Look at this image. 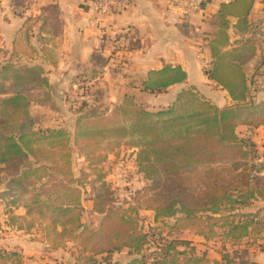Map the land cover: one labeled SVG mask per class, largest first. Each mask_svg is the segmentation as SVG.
I'll return each instance as SVG.
<instances>
[{
    "label": "trees",
    "instance_id": "1",
    "mask_svg": "<svg viewBox=\"0 0 264 264\" xmlns=\"http://www.w3.org/2000/svg\"><path fill=\"white\" fill-rule=\"evenodd\" d=\"M254 2L231 0L221 5L217 15L219 29L210 41L212 65L207 73L228 92L232 103L224 107L190 86L170 107L157 111L125 94L110 113L82 106L73 134L61 127L36 129L30 114L34 91L43 92L42 103L54 106L46 91L50 83L45 70L40 65L0 63V182L5 184L0 195L32 186L35 193L25 205L27 213L40 208L45 216L43 209L51 210L46 236L56 233L64 241H74L78 255L72 264H121L112 256L123 251L134 256L126 264H210L205 253H197L191 239L171 237V231L187 227H202L199 235L207 241L222 237L236 244L264 239V206L255 205L264 201V176L256 177L253 185L248 183L250 166L243 161H249L254 146L237 132L239 126H264V99L251 97L246 71L260 48L263 54L255 74L261 70L264 75V43L252 36L256 24L249 20ZM230 17L236 18L232 24ZM231 26L241 35L232 44L227 33ZM186 81L187 73L180 65L165 64L151 69L141 87L160 94ZM125 122L142 136L134 146L137 168L149 183L147 187L159 189V194L146 207L139 200L110 207L109 184L99 180L101 187L90 199L93 212L102 217L99 226L91 227L82 219L85 181L73 170L70 141L87 146L116 127L125 129ZM233 176L248 179L232 183ZM46 177L54 181L48 183ZM49 189L53 195L43 199ZM142 208L153 211V223L141 217ZM164 229L169 231L163 237ZM260 250L264 252V245ZM221 254L226 264H258L248 259L237 263L225 247ZM15 256L20 255L0 252L1 259Z\"/></svg>",
    "mask_w": 264,
    "mask_h": 264
},
{
    "label": "crops",
    "instance_id": "2",
    "mask_svg": "<svg viewBox=\"0 0 264 264\" xmlns=\"http://www.w3.org/2000/svg\"><path fill=\"white\" fill-rule=\"evenodd\" d=\"M126 1V7L101 15L83 0H0V59L23 66L40 65L45 70L50 83L46 91L55 107L42 103L43 92H34L39 96L37 105L51 114L66 108L67 97L83 91L77 86L80 77L86 80V93L92 95L87 100L96 105H103V100L117 104L126 93H133L149 109H160L170 106L190 86L219 107L232 103L228 92L204 71L212 60L210 41L219 29L218 12L231 0ZM229 19L231 24L236 20ZM249 20L256 24L252 36L264 43V0H255ZM227 33L231 44L241 36L233 26ZM115 36L131 44L124 52L113 49L110 58V41ZM262 54L259 48L246 66L253 98L254 94L264 96L260 90H264V77L254 76ZM95 57H103L104 63L99 64ZM165 64L180 65L187 81L172 85L166 93L141 90L149 71ZM95 71L98 76L93 75ZM67 111L73 127L77 115ZM19 247L24 245L19 242Z\"/></svg>",
    "mask_w": 264,
    "mask_h": 264
},
{
    "label": "rangeland",
    "instance_id": "3",
    "mask_svg": "<svg viewBox=\"0 0 264 264\" xmlns=\"http://www.w3.org/2000/svg\"><path fill=\"white\" fill-rule=\"evenodd\" d=\"M110 44L112 47L109 48L110 52L108 53V57L112 58V54L115 53L113 49H120L121 52H124L127 48H130L131 43L120 39L118 40L115 36L111 39ZM3 60H5V62L8 61L4 59V57ZM3 60L1 57L0 63H3ZM95 60L99 64L104 63L103 57H95ZM9 61L13 62L12 60ZM13 63L20 65L19 62L14 61ZM211 65L212 60L208 66L204 67V71L207 75ZM93 75L98 76V71H95V74ZM255 75L264 77L261 70L256 74L254 73V76ZM251 80L252 79L248 77V82H251ZM85 82L86 80L83 77L78 79L77 86L80 88L82 87L81 89L83 91H77L78 95L71 94L72 96L67 97L66 100L68 103L66 108H64V110L58 108L60 111H58L57 114H51L46 110H41V108L37 105L39 96H37L34 92L31 97L32 102L30 105V114L34 119L35 128L47 129L61 127L70 132L72 120H70L69 117L71 114L67 110L77 115L79 109H81L82 106L87 105V108L88 106H90L89 108L95 107L101 113H110L115 105L121 103H113V105H110L108 102L103 100V105L102 103L96 105L89 102L87 100V96H89V94L91 95V93L90 91L86 93L87 91L84 88L88 86ZM141 90H143L142 87ZM260 90L264 95V90ZM254 91L255 90L252 91L253 94ZM79 94L82 95V98H78L80 96ZM126 94L134 95L136 97L133 93ZM254 95L255 98L251 95L254 101H261L264 99V96L259 97L258 94ZM102 96L103 95L101 94V98H103ZM136 100L139 104L147 106L146 102L142 98L138 99L136 97ZM160 109L149 110L157 111ZM51 115H53V117H51ZM57 116L60 118L56 119ZM61 118L63 120H61ZM74 123L75 121L73 122V126ZM125 126V129H118V127L114 128L109 135L100 139L97 137L96 141L99 140L98 143H96V141L94 142V140L87 142V146L86 143H83L82 146L84 148L75 144L73 140L70 141L73 170L77 178L80 177L85 181V198L83 200L84 213L82 219L91 227L99 226V222L102 217V215L93 212V201L90 199L96 189L99 186L101 187V182L99 180L106 181V183L109 184L111 193L108 195L109 197H113L109 199L108 202V206L110 207H116L118 205L127 206L125 201H129L134 204L137 203L135 202L136 200L141 201L142 206L146 207L149 204L150 198L159 194V189H151L147 187L149 183L137 168L136 148L134 146L138 140L142 139V136L136 132V130L133 131V128L129 127L127 122H125ZM260 127L251 129L247 126H239L237 129L239 136L246 139L248 143H253L254 146V152L250 156L249 161H243V163H249L250 169L248 170L247 175L248 178H250L248 183L251 185H253L254 182L256 183V177L258 178L264 176V128ZM248 178L233 176L231 181H233L232 183L237 180L247 182ZM45 181L52 183L54 179L53 177H50L49 180V178L46 177ZM2 190H5V184L0 182V191ZM101 192L103 191L101 190ZM34 193L35 191L33 190V187L26 185L23 191L18 190L17 192H10L5 196L0 195V252L4 249L6 251H16L20 255L19 257L15 256L9 259L0 258V264L74 263L75 257L78 255L77 250L74 249V241H64L65 238L59 237L56 233H51L49 236H46L48 227L50 231L51 210L43 209L46 213L45 216L41 214L40 208L33 209L32 212L27 213L25 205L30 203L29 198ZM52 193V190L49 189L48 192L42 196V198L48 199V195H53ZM13 200H15V202H11ZM255 205L264 206V201H256ZM139 214L141 217H145L148 221L153 223L152 210L142 208L139 211ZM201 228L202 227L200 226H195L187 227V229L184 230H173L171 231V237L191 239L197 245V253H205L210 261V264H214L216 260H221V264H226V262L222 259L221 254L224 247L229 254V258L234 259L237 263L242 259H248L249 261L257 262L258 264H264V252L260 250V245H264V239L261 237H258V239L252 238L251 240L244 239L242 242L236 244L227 242L222 237H216L207 241L199 235ZM168 231L169 229H164L163 237L167 235ZM19 242L24 245V248L19 247ZM53 242L58 243L59 246L54 247ZM132 257L134 256L128 254L127 251L115 252L112 256L114 261L121 264H126L130 259H132Z\"/></svg>",
    "mask_w": 264,
    "mask_h": 264
},
{
    "label": "built area",
    "instance_id": "4",
    "mask_svg": "<svg viewBox=\"0 0 264 264\" xmlns=\"http://www.w3.org/2000/svg\"><path fill=\"white\" fill-rule=\"evenodd\" d=\"M90 3L98 14L107 15L127 6L126 0H83Z\"/></svg>",
    "mask_w": 264,
    "mask_h": 264
}]
</instances>
